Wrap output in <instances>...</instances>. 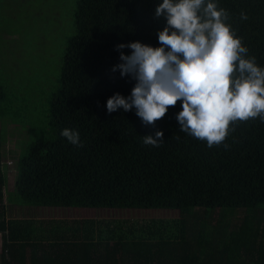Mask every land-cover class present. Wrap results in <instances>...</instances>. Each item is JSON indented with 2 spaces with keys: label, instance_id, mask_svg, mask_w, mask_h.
<instances>
[{
  "label": "trees",
  "instance_id": "16d2710c",
  "mask_svg": "<svg viewBox=\"0 0 264 264\" xmlns=\"http://www.w3.org/2000/svg\"><path fill=\"white\" fill-rule=\"evenodd\" d=\"M159 3L75 0L49 100V136L13 155L16 164L3 163L1 149L7 126H19V112L0 82V264H264V122L236 121L225 142L209 148L180 131L182 101L154 127L135 108L106 109L109 97H129L136 83L112 71L121 62L116 46H160L158 32L167 22L155 16ZM218 4L229 11L248 55L264 67V0ZM66 127L79 131L82 147L60 135ZM157 130L163 144L144 145L143 136ZM6 165L16 167L10 193L20 195L23 207L173 210L178 217L107 223L12 217Z\"/></svg>",
  "mask_w": 264,
  "mask_h": 264
},
{
  "label": "clouds",
  "instance_id": "9594fccd",
  "mask_svg": "<svg viewBox=\"0 0 264 264\" xmlns=\"http://www.w3.org/2000/svg\"><path fill=\"white\" fill-rule=\"evenodd\" d=\"M155 16L167 22L158 32L160 46L140 41L116 46L121 62L112 71L136 83L129 97L115 93L107 99L108 113L135 108L142 123L154 127L170 106L182 101L176 117L180 131L206 141L209 148L224 143L236 121L264 122V67L248 55L218 0H162ZM240 18L247 15L241 12ZM60 135L83 146L76 129L66 127ZM164 141L163 131L157 130L142 142L159 147Z\"/></svg>",
  "mask_w": 264,
  "mask_h": 264
},
{
  "label": "rangeland",
  "instance_id": "374dc122",
  "mask_svg": "<svg viewBox=\"0 0 264 264\" xmlns=\"http://www.w3.org/2000/svg\"><path fill=\"white\" fill-rule=\"evenodd\" d=\"M75 0H0V82L10 98L16 99L19 126L8 125V141L3 163H14L33 141L49 136V100L57 86L59 58L71 34V16ZM8 32L17 30L20 33ZM16 39L13 44L11 40ZM19 47L13 51L12 46ZM1 128V126H0ZM10 151V154H8ZM14 159V160H13ZM8 176L6 196L12 217L41 219H97L102 222L144 221L151 218L178 217L173 210L30 207L14 188L15 165L4 166ZM9 199V198H8Z\"/></svg>",
  "mask_w": 264,
  "mask_h": 264
},
{
  "label": "crops",
  "instance_id": "0c3cea01",
  "mask_svg": "<svg viewBox=\"0 0 264 264\" xmlns=\"http://www.w3.org/2000/svg\"><path fill=\"white\" fill-rule=\"evenodd\" d=\"M0 245H1V235H0Z\"/></svg>",
  "mask_w": 264,
  "mask_h": 264
}]
</instances>
